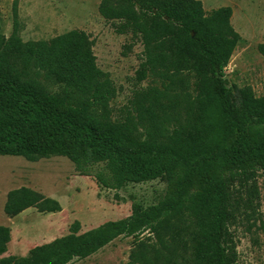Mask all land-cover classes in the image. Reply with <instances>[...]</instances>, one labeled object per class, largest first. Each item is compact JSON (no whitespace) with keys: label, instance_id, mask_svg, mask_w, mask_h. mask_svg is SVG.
Here are the masks:
<instances>
[{"label":"trees","instance_id":"obj_1","mask_svg":"<svg viewBox=\"0 0 264 264\" xmlns=\"http://www.w3.org/2000/svg\"><path fill=\"white\" fill-rule=\"evenodd\" d=\"M98 11L116 33L144 46L132 109L113 117L117 88L97 64L95 40L71 30L24 41L18 3L7 37L0 26V156L68 158L81 175L96 169L107 189L160 180L154 203L86 232L8 253L10 227L0 225V264H70L120 237H133L127 264H237L231 231L241 202L254 212L257 175L264 174V95L230 87L226 68L242 41L233 9L206 11L200 0H101ZM264 57V44L258 46ZM61 205L28 187L11 190L4 205L14 218ZM146 233L154 238L141 237Z\"/></svg>","mask_w":264,"mask_h":264},{"label":"rangeland","instance_id":"obj_2","mask_svg":"<svg viewBox=\"0 0 264 264\" xmlns=\"http://www.w3.org/2000/svg\"><path fill=\"white\" fill-rule=\"evenodd\" d=\"M101 0H0V26L9 37L14 27L13 7L18 3L20 35L24 41L49 40L71 30H83L95 40L97 64L108 72L117 88L111 102L113 117L122 119L132 109L135 94L153 85L152 77L139 81L137 71L143 61L142 45L131 33H116L114 23L99 13ZM206 11L231 7V22L241 35L228 67L230 87H249L256 96L264 95V57L258 46L264 44V0H200ZM96 169L81 175L66 157L53 156L31 162L19 156H0V225L10 227L12 241L7 256H27L29 251L56 238L69 235L80 223L86 232L108 221L132 214L134 204L149 205L165 191L156 180L132 184L121 190L107 189L95 177ZM28 187L57 200L61 211L40 213L31 208L10 218L4 212L7 194ZM256 191H243V200L252 197L254 212L241 202L231 224L237 264H264V174L256 179ZM146 233L141 238H154ZM133 237H120L87 259L70 264H127L134 248Z\"/></svg>","mask_w":264,"mask_h":264},{"label":"crops","instance_id":"obj_3","mask_svg":"<svg viewBox=\"0 0 264 264\" xmlns=\"http://www.w3.org/2000/svg\"><path fill=\"white\" fill-rule=\"evenodd\" d=\"M31 209V208H30ZM25 212V211H24ZM12 241V240H11ZM11 243V242H10ZM9 246H10V244H9ZM8 251H9V247H8ZM7 255V254H6Z\"/></svg>","mask_w":264,"mask_h":264}]
</instances>
